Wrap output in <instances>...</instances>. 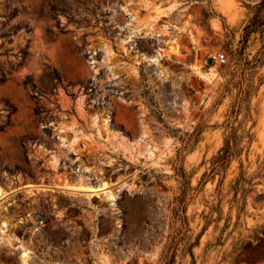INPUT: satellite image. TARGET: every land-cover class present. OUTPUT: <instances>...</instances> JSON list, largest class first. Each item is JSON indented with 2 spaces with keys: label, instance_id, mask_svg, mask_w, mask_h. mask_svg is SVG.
<instances>
[{
  "label": "rangeland",
  "instance_id": "1",
  "mask_svg": "<svg viewBox=\"0 0 264 264\" xmlns=\"http://www.w3.org/2000/svg\"><path fill=\"white\" fill-rule=\"evenodd\" d=\"M260 1L0 0V264H264Z\"/></svg>",
  "mask_w": 264,
  "mask_h": 264
},
{
  "label": "trees",
  "instance_id": "2",
  "mask_svg": "<svg viewBox=\"0 0 264 264\" xmlns=\"http://www.w3.org/2000/svg\"><path fill=\"white\" fill-rule=\"evenodd\" d=\"M264 9V0H261L258 4V9L250 19L249 23L245 26L246 34L244 36L245 42L247 41L248 37L247 35L257 31L263 24L264 19L262 18V10ZM232 155V150L230 147V140L229 137L226 139V142L224 146L221 148L219 154L215 156L214 163L217 164H224L226 162V159ZM182 176H185V170L182 172ZM170 264H172V261H170Z\"/></svg>",
  "mask_w": 264,
  "mask_h": 264
},
{
  "label": "bare ground",
  "instance_id": "3",
  "mask_svg": "<svg viewBox=\"0 0 264 264\" xmlns=\"http://www.w3.org/2000/svg\"><path fill=\"white\" fill-rule=\"evenodd\" d=\"M78 187V185H75ZM79 188L84 189L86 191H89L90 193H96V194H100V193H108V194H112V191H110L109 189L107 190V184H102L100 187L94 186L92 184H88V183H82L79 185ZM24 256H27V252L23 253Z\"/></svg>",
  "mask_w": 264,
  "mask_h": 264
},
{
  "label": "built area",
  "instance_id": "4",
  "mask_svg": "<svg viewBox=\"0 0 264 264\" xmlns=\"http://www.w3.org/2000/svg\"><path fill=\"white\" fill-rule=\"evenodd\" d=\"M217 57L220 60V62H222V63H225L228 59V57L226 56V54L224 52H219L217 54Z\"/></svg>",
  "mask_w": 264,
  "mask_h": 264
},
{
  "label": "water",
  "instance_id": "5",
  "mask_svg": "<svg viewBox=\"0 0 264 264\" xmlns=\"http://www.w3.org/2000/svg\"><path fill=\"white\" fill-rule=\"evenodd\" d=\"M211 60H212V61H214L215 59H214V58H212Z\"/></svg>",
  "mask_w": 264,
  "mask_h": 264
}]
</instances>
